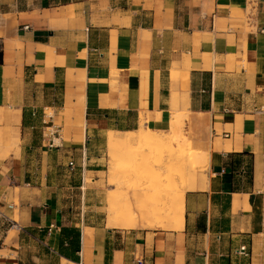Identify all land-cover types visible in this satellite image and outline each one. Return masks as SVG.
<instances>
[{"label": "crops", "instance_id": "crops-1", "mask_svg": "<svg viewBox=\"0 0 264 264\" xmlns=\"http://www.w3.org/2000/svg\"><path fill=\"white\" fill-rule=\"evenodd\" d=\"M0 50V264H264V0H0ZM179 112L182 227L109 224L100 146Z\"/></svg>", "mask_w": 264, "mask_h": 264}, {"label": "rangeland", "instance_id": "rangeland-1", "mask_svg": "<svg viewBox=\"0 0 264 264\" xmlns=\"http://www.w3.org/2000/svg\"><path fill=\"white\" fill-rule=\"evenodd\" d=\"M186 125L187 123L181 124L178 135L173 137L170 127L164 132L157 131L162 138L167 135L172 141L164 139L161 143L149 144V148H146L147 145L140 140L123 141V137L113 143L108 141L107 151L104 146H100L101 153H103L102 158L92 161L94 167L102 171L99 175L87 173L84 178L82 177L78 191H88L95 179L99 178L97 187H92L99 191L93 200L98 203L101 200L104 210L108 213L111 205H115L116 201L127 202L126 199H128L130 200L129 207L135 204L136 212L133 215L125 212L121 215L122 221L125 224L132 221L129 225L144 224L145 212L149 214L158 201L166 202L173 195L171 192H175V186H184L188 190V188H193L195 180L199 182L202 177L207 176L206 163L198 152L190 151L183 160L181 159V162L178 161L181 156L182 143L186 141L190 148H194L191 146L192 134L187 130ZM177 143L180 144L179 147ZM104 152H107L105 159ZM98 162L99 165H96ZM109 194L114 195L110 197ZM88 203L87 198L86 204ZM149 222L157 224L154 220H149Z\"/></svg>", "mask_w": 264, "mask_h": 264}, {"label": "bare ground", "instance_id": "bare-ground-1", "mask_svg": "<svg viewBox=\"0 0 264 264\" xmlns=\"http://www.w3.org/2000/svg\"><path fill=\"white\" fill-rule=\"evenodd\" d=\"M185 123H186V118H185L184 113L179 112L175 114L173 120L171 121V127H170V130H171L170 133L172 137L178 133V129L180 125L185 124ZM120 135L121 133L110 132L108 135L109 143H113L114 141H117L118 139L119 140L122 139ZM123 136H124L123 141L140 140V142H143L144 144L147 145L146 148H149V144H156L159 142L161 143L164 139H170V137L167 135L166 137L162 138L161 137L162 135L160 133H158L154 129L152 130L149 128L147 129L142 128L139 131L125 132L123 133ZM177 145L179 147L180 144L177 143ZM181 146H182L181 156H180V159L178 160L180 162L183 160V158H185L188 152L192 151V149L189 146V143L186 141L182 143ZM181 164L183 166L184 161ZM174 189H175V192L174 191L171 192V194L173 195L170 196V198L166 202H164L163 200H162L163 202L158 201L155 204V208L152 211H150L149 214L148 212H145V222L146 223L144 222V224L150 225L151 223L149 222V220H154L157 224H151V226H154V225L156 227L170 226L174 228L182 227L183 221H184V214H185V188L184 186H181V187L175 186ZM109 195L111 197V195H114V194H109ZM126 200L127 202H125L124 200H121V201H116L115 205L113 204L111 205V208L109 209V224L111 225L116 224V225L121 226L125 224L121 218L122 214H124L125 212L127 213L129 212L131 213V215H133L136 212L135 204L129 207L130 200L128 199Z\"/></svg>", "mask_w": 264, "mask_h": 264}, {"label": "built area", "instance_id": "built-area-1", "mask_svg": "<svg viewBox=\"0 0 264 264\" xmlns=\"http://www.w3.org/2000/svg\"><path fill=\"white\" fill-rule=\"evenodd\" d=\"M55 144V140L54 139H51L50 140V146H53ZM70 166L73 167L74 166V163L71 161L70 162ZM237 252L241 255H244V256H248L249 255V251H248V247L246 244H243L240 246L239 250H237Z\"/></svg>", "mask_w": 264, "mask_h": 264}, {"label": "trees", "instance_id": "trees-1", "mask_svg": "<svg viewBox=\"0 0 264 264\" xmlns=\"http://www.w3.org/2000/svg\"><path fill=\"white\" fill-rule=\"evenodd\" d=\"M2 62H3V52L2 50H0V63ZM77 240H76V249H79V242L77 243Z\"/></svg>", "mask_w": 264, "mask_h": 264}]
</instances>
